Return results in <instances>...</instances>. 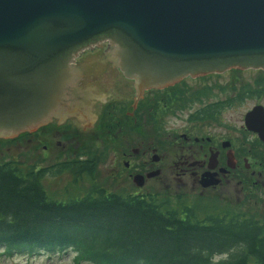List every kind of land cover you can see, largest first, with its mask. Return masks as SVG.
Returning <instances> with one entry per match:
<instances>
[{"label":"water","instance_id":"obj_1","mask_svg":"<svg viewBox=\"0 0 264 264\" xmlns=\"http://www.w3.org/2000/svg\"><path fill=\"white\" fill-rule=\"evenodd\" d=\"M105 42L94 60L136 81V107L144 90L188 76L264 70V0H0V136L35 131L51 116L94 126L90 110L106 97L78 87L94 60L74 61Z\"/></svg>","mask_w":264,"mask_h":264},{"label":"trees","instance_id":"obj_2","mask_svg":"<svg viewBox=\"0 0 264 264\" xmlns=\"http://www.w3.org/2000/svg\"><path fill=\"white\" fill-rule=\"evenodd\" d=\"M65 168L76 182L55 196L46 169L27 167L13 155L0 160L2 254L72 251L75 264H264V222L236 213L232 202L109 189L96 180L93 164L55 170ZM85 180L91 183L81 185Z\"/></svg>","mask_w":264,"mask_h":264},{"label":"flooded vegetation","instance_id":"obj_3","mask_svg":"<svg viewBox=\"0 0 264 264\" xmlns=\"http://www.w3.org/2000/svg\"><path fill=\"white\" fill-rule=\"evenodd\" d=\"M83 52L84 51H81L78 57L75 58L74 64L76 66L78 65L77 59ZM235 69L238 70V72L245 70L242 68H233V70ZM119 70L122 72L121 69ZM188 78L192 77H185L163 88L154 87L149 90H144L142 92V97L137 100L136 107L135 102L138 93L129 103H124L119 100H116L115 103L112 102V99H119L115 94V96L112 95L110 99L108 96L104 104L99 101L101 103V108L99 107L97 111L94 110L96 121L94 126H90V129L94 130H91L90 134L96 137L98 136L96 133L97 131L102 133L104 129L106 130L105 134L108 138L104 144L105 151L103 153L108 154L116 150V145L123 140L122 137L126 134L125 130L128 127L130 128V126L133 125L132 123H134L133 126L136 128L139 126V121L145 120V122H149V119L152 118H154L152 120L156 121L159 119L162 120L164 113L167 112L168 114L174 113L181 117L186 116L185 118L192 123L197 122L201 124L205 121H211L221 126L224 122L223 113L230 106L236 109L243 106L246 101H257L244 112L241 124L235 125V128L231 131L187 129L185 132L175 136L176 141L173 137L171 141L173 147L176 146L181 149L180 151L176 149L173 153L177 158L172 163V167H169L173 170L175 167V170L170 174L171 183L169 185H188L189 182L187 179L189 178L193 187L197 185L201 186L202 190L199 192L201 196L204 198H214V200L226 195L233 197L235 193L240 195L239 186L241 185L244 192H242L243 199L248 203L252 201L258 202L260 199L264 200V176L262 178V172H264V76L262 79L255 78V81L249 79L248 81L239 82V80L235 79L233 84L212 82L208 85L209 83H205L199 88L186 82ZM94 88H90V94L91 90ZM213 91L216 92L213 93ZM111 92L110 90V95ZM217 94H219L220 97L212 99L213 96H217ZM53 118H55V116ZM75 118L77 120L71 118V122L65 123L62 129L56 126V130H54L53 127L49 125L47 129H41L40 131V128L45 125L42 124L35 131L26 130L14 138L25 135V139L30 145L36 144L37 149L41 144L43 147L42 149L46 151L47 154L55 152L57 145L67 147V144H63V142H71L72 150H76L75 148H77L80 143V137H77L76 133H73V131L80 130V119L78 116ZM104 118H107L105 123H103ZM247 119L252 128L248 126ZM56 120L58 121V118ZM72 120H76L77 122L75 121L74 123ZM51 121L48 123H51ZM60 130L63 131L62 133L65 135L60 133ZM120 133H122V136H118ZM142 136V133H139L138 137ZM129 143L130 141L127 144ZM127 144L120 148V152L124 157L131 155L130 151H132V153L142 154L140 150L144 145L143 139L139 142L137 147L131 150L128 148ZM149 146L150 148L143 147V154H147L150 149L154 153L150 160H141L143 162L139 164V167L143 172H128L134 184L136 183L135 185L137 188H143L144 186L148 187V180L158 177L162 172L160 164L165 159V156L160 155L158 151H163L162 149L165 145L163 141H157V145L153 143L152 147L151 145ZM85 150V157L73 151L69 153V155L66 154L61 157V162H58V166L76 163L79 160L96 158V154H98L97 151L91 148ZM57 155L58 154H56V157H60ZM66 157L67 159L64 160ZM123 161L126 169L131 166L129 160L124 158ZM155 165L159 166L154 172H159L155 176L149 177V174L153 171L151 169H153ZM118 173L120 176L124 174L122 170H118ZM137 174L143 176V185H139L136 182L135 176ZM204 175L212 176L214 180H218V183L216 185L203 186L201 180ZM209 190L217 191V194L211 195L212 193H209ZM138 193L140 192L138 191ZM182 193L186 194L185 191H182ZM221 200H223V198H221Z\"/></svg>","mask_w":264,"mask_h":264},{"label":"rangeland","instance_id":"obj_4","mask_svg":"<svg viewBox=\"0 0 264 264\" xmlns=\"http://www.w3.org/2000/svg\"><path fill=\"white\" fill-rule=\"evenodd\" d=\"M108 48H109V43L105 42L102 44V46L94 47L93 50L87 49L77 59L78 65L80 66L91 60L104 57V55L107 53ZM82 69H83V78L78 83V86L79 88L82 89L95 87L94 89L91 90V94L93 96L100 97L105 95L106 98L109 96L110 99V97L115 94L116 97H118L119 99H112V102L114 103L116 102V100H119L124 103H129V101L133 100V98L136 97L137 94L136 81L134 79L127 77L124 73H122L119 70V68L115 66L112 60L104 61V62H99L98 60H94L91 64L82 67ZM245 70H241V72H238V70L235 71L232 68L230 70L221 73L219 72L211 73L210 75L206 74L196 77L191 76L192 78L186 79V82H189L192 86L199 88L203 86L205 83H209L208 85H210V83L212 82H221L222 84L225 83L233 84L235 82V79L239 80V82L248 81L249 79L251 80L253 79L255 81V78L262 79V77L264 76V70H256L252 68ZM110 90L112 91L111 95L109 93ZM215 92L216 91H213V93ZM219 97H220L219 94H217V96H213L212 99H217ZM256 102L257 101L254 100L246 101L243 106L236 109L235 107L230 106L223 113L224 122L221 126L211 121H205L204 123L201 124L197 122L192 123L185 118L186 116L181 117L175 115L174 113L168 114L167 112L164 113L162 120L159 119L158 121H156V120H152L154 119L152 118L149 119V122H145V120L139 121L140 122L139 126H137L136 128L135 126H133L134 123H132L133 125L125 130L126 134L124 135V137H122L123 140L116 145L117 146L116 150L115 151L113 150L111 153L108 154L103 153L105 151L104 144L106 143L108 138L105 134L106 130L104 129L102 133L97 131L96 133L98 134V136L94 137L93 135L90 134L91 130L94 131L93 129H90V126L92 125H81V121L79 122L80 130L79 131L75 130V132L73 131V133H76L77 137H80V143L79 146L75 148L76 150H72L73 148L71 142H66V143L63 142V144H67V147L64 146L66 148L57 145L55 152L47 154L46 151L42 149L43 147L41 146V144L38 146L37 149H36V144L30 145L29 142L26 141L25 135L22 138L19 137L7 138L4 136H0V139L15 140V143H12V145L10 146L8 145V142L6 144L4 143V140H0V160H9L12 158L13 155L16 157L17 160L21 161V163H23L27 167L33 166L37 169L39 168L46 169L47 172H46L45 183L48 189L55 196H62L64 192L66 193L68 192L69 188L67 187L69 185L73 187L72 184L76 182L75 181L76 178H75V173L71 168L55 170V168L59 167L58 162H61V157L65 156L66 154L69 155V153H71L72 151L76 154L79 153L80 155H82V157H85L86 156L85 149L91 148L98 152V154H96V158L79 160L76 163L93 164L95 168L94 175L96 180L101 184L106 185V187L109 189L110 188L126 189L127 187L130 189H134L135 191H138V189L142 190L143 192L161 191L164 192V194L182 193V191H185V193H190V195L198 196L200 195L199 192L202 190L201 186L197 185L193 187V184L189 178L187 179L189 182L188 185H181V186L179 185L176 186L174 184L169 185L171 183L170 174L172 173V171L175 170V167L174 170L169 167H172V163L177 158L174 156L173 153L175 152L176 149L179 151L181 149L180 147H176V146L173 147L171 142L173 140V137L175 139L176 135L185 132L187 129L231 131L232 129L235 128V125L241 124L244 112ZM93 106L94 107H92L90 111L91 114L95 117L94 110L96 111L99 110V107L101 108V103L99 101H96ZM53 117L54 116L50 117L52 121L51 120L48 121V122L51 121V123L47 122L43 127L40 128V131L41 129L42 130L47 129L49 125L53 127L54 130H56L55 128L56 126L62 129L65 123L71 122L70 121L71 118L76 119L75 118L76 116L75 117L70 116L69 118H67L65 123L58 125L57 124L58 121L56 120L57 117L56 116L55 118ZM106 120L107 118H104L103 123H105ZM72 121L75 123L74 120ZM62 132L63 131L60 130V133ZM122 133H120L121 135L119 134L118 136H122ZM139 133H142L143 136L138 137ZM142 139L144 141L143 147H147V148H150L149 145H151L152 147L153 143L157 145V141H163L165 147L162 149L163 151L159 150L161 152L158 151V153L160 155H164L165 159L160 164V166L162 167L161 174L158 175V177H154L153 179L148 180L149 181L147 182L148 187L144 186L143 188H139V187L137 188L135 185L136 183L134 184V181L132 177H130L128 172H132V171L143 172L139 167V164L143 162L141 160L143 159L150 160L154 152H152V150L150 149L147 152V154L146 153L143 154L144 148L142 147V149L140 150L142 154L140 153L136 154L130 151L131 155L124 157V155H122L120 152V148L122 146H125L130 141V143L127 144V146L131 150L137 147L139 145V142L142 141ZM56 154H58L60 157H56ZM124 158L126 160H129L131 163V166L127 169L123 161ZM66 159L67 157L64 158V160ZM158 166L159 165H155L153 169H151L153 170L151 172H154ZM118 170L123 171L124 173L123 176L119 175ZM263 176H264V172H262V178ZM90 183L91 181L85 180L81 182V185L88 186ZM239 190H240V195H238V193H235L233 197H230V195H226L220 197L219 199L223 198V201H226L227 203L232 202V204H235L236 213L238 211L251 213L255 215V217H257V219H259L261 222H264V200L260 199L258 202L252 201L248 203L247 201H245V199H243L244 192L241 185L239 186ZM208 192L212 193L211 195L217 194V191H213V190H209ZM1 251L2 249L0 248V252ZM0 264H75V263H74V253L72 251H68V252H60V253L40 252L37 254L16 253L12 256H7L6 254H2L1 252ZM82 264H92V263L85 261Z\"/></svg>","mask_w":264,"mask_h":264}]
</instances>
